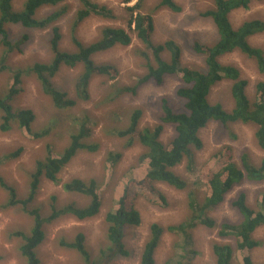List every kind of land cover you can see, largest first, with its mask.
Returning a JSON list of instances; mask_svg holds the SVG:
<instances>
[{"label": "trees", "instance_id": "obj_1", "mask_svg": "<svg viewBox=\"0 0 264 264\" xmlns=\"http://www.w3.org/2000/svg\"><path fill=\"white\" fill-rule=\"evenodd\" d=\"M63 0H25L20 11L12 8L13 0H0V40L5 48V59L12 51L8 41L5 27L19 25L24 29L51 28V37L48 42L51 58L46 63H36L26 72L16 71L13 74V84L4 98H0V131L8 132L13 124L26 133L31 134V125L35 120L34 113L29 109H12L9 104L12 97L19 92L20 78L33 77L39 83L40 90L52 103L53 109L58 113L73 109L79 102H88L89 85L94 77H104L106 81H115L118 78V70L114 66L96 65L92 56L108 51L116 46L126 47L130 45V31L143 46L140 52L146 61L147 72L140 76L132 86L123 87L119 93L136 95V92L146 84L153 82L161 84L165 77L179 75L181 85L174 91V95L182 102L183 112L175 113L167 100L161 99L157 124L152 127L140 128L142 111L139 108L131 110L127 114L125 127L113 129L108 134L125 142L123 151L131 149L135 145L142 148L139 154V162L147 166L144 176L138 180L128 181L116 202V208L105 215V237L108 246L101 251L99 264H110L116 257L127 256L124 247L126 228L138 227L141 223L140 213L136 209V201L143 200L148 205L166 209L169 203L161 193L158 184H164L178 191L187 190L188 216L185 221L176 226L163 228L157 223L149 226V234L142 246L139 264H156L155 253L160 246L161 239L166 232L181 235L182 240L190 243L189 231L195 227L204 226L208 229H216L217 242L211 246L215 264H234L237 251H251L259 245L254 239V232L264 226V214L254 212L246 202V195L240 192L231 207L238 214V223H222L216 225L207 216L224 201L225 195L233 187L244 182L259 183L264 181V162L255 165L247 154L239 157L236 163L232 157V148L222 145L218 150V159L214 167L204 163L197 165L196 155L203 148V143L198 136L201 129L208 124L215 123L219 126L218 136L231 135V127L234 125H251L254 128L256 146L264 151V80L257 81L254 86L253 97L246 94L247 81L240 77L239 71L232 66H224L219 58L233 52L252 59L256 71L264 76V56L259 49L252 47L249 38L264 32V23L260 20L243 22L236 29L232 27L229 16L238 9H247L250 4L263 0H210L211 5L197 16L210 22L215 29L217 41L212 45H204L194 42L191 50L196 55L203 57L204 69L194 70L185 68L181 63V48L173 41H165L155 44L152 40L154 33V14L141 13L143 0L131 7H125L128 15L127 30L116 27H101L98 38L88 44H82L75 36L77 28L89 17L97 16L102 19H113L110 10L90 0H78L79 8L72 19L71 42L75 48L73 53L59 50L62 39L60 28L55 23L65 14L67 6L58 8L55 13H50L43 18L35 19V14L41 8L56 7ZM133 0H122V4L129 5ZM167 9L173 13L181 11L174 0H158L155 11ZM74 69L81 67V73L76 77L73 85L76 98L73 99L64 91L57 90L53 84L54 79L61 68ZM4 69V68H3ZM231 82V110H225L219 103L210 104L208 96L212 87L223 82ZM105 103V100H102ZM110 118L115 112L109 111ZM84 117V116H82ZM81 117V118H82ZM70 129L69 143L54 156L50 146H46V156L35 162L34 172L29 175L28 192L24 198H19L16 190L7 185L0 176V187L6 191L8 198L6 207L14 209L21 207L22 212L32 218L33 225L26 236L22 233H14L13 236L22 240L18 247L20 254L26 259L27 264H39L34 250L43 243L45 235L43 225L59 220L63 216H71L77 221H86L96 217L101 208L100 195L94 180L83 181L71 179L62 185L63 191L68 194H76L87 198V204L83 207L68 205L57 208L56 198L51 197L50 215L41 216V208L35 207L36 197L42 181L56 183L61 171L70 164L79 152L94 153L98 145L87 144L85 139L89 137L90 126L94 121L81 120L73 115ZM58 118L54 120L56 123ZM165 126H171L173 136L163 143L161 136ZM47 130L32 133L35 139L43 137ZM234 139L233 137H230ZM22 153L21 149L5 156V160L16 159ZM121 151L111 152L107 156L109 165L115 166L122 158ZM182 166L187 177L183 179L174 169ZM84 235L78 233L72 242H62L61 245L76 250L88 264L90 256L84 247ZM106 241V245H107ZM239 264H253L250 256L242 257ZM264 264V263H262Z\"/></svg>", "mask_w": 264, "mask_h": 264}, {"label": "rangeland", "instance_id": "obj_2", "mask_svg": "<svg viewBox=\"0 0 264 264\" xmlns=\"http://www.w3.org/2000/svg\"><path fill=\"white\" fill-rule=\"evenodd\" d=\"M90 1L110 10L113 19H102L97 16L86 19L75 33L82 44L88 45L94 42L99 36L101 27L110 26L127 30L128 15L125 7L133 6L137 0H133L129 5L122 4V0ZM157 1L143 0L144 6L140 10L143 14L149 12L154 14L153 42L155 44L169 40L175 42L181 48L183 67L194 70L204 69L203 57L193 53L191 46L194 42L212 45L217 41L212 24L197 16L198 12L204 11L211 5L210 0H174L181 8V11L177 13L164 8L155 11ZM24 2L25 0H13V10L20 11ZM64 6H67V14L55 23L62 35L59 50L73 53L75 48L71 42L72 19L79 8L78 0H63L56 7L41 8L36 12L35 19L55 13L58 8ZM229 20L235 29L246 21L260 20L264 23V0L250 4L247 9L232 12ZM51 28L52 26L39 30L24 29L19 25L5 27L12 51L4 59L5 48L0 43V98H4L12 87V77L16 71L26 72L36 63L49 62L51 54L48 42L51 37ZM128 33L131 38L130 45L116 46L92 56L96 65L114 66L118 70V78L110 82L104 77H94L88 89L90 96L88 102H79L73 109L58 113L53 109L51 100L43 95L39 83L30 76L20 78L18 88L20 92L9 102L13 110L29 109L34 113L35 120L31 125V134L47 130V134L38 139L19 129L15 124L8 132L0 131V176L7 185L16 190L19 198L26 196L29 175L34 172L35 162L46 156V146H50L51 154L56 156L69 143V135L73 131V128L70 129V124L74 120L73 115L81 120L87 117L94 121L85 142L99 146L94 153L79 152L61 171L56 183L45 180L41 182L34 206L42 209L43 218L50 215L52 196L56 198L57 208L68 205L83 207L87 204V198L63 191L62 185L71 179L94 180L100 195L101 208L96 217L86 221H77L71 216H63L50 224L45 223L43 225L44 241L34 250L39 264H88L76 250L61 245L62 242H72L78 233L84 235V247L90 256L91 263L99 264L101 251L108 246L107 237H105L107 226L104 221L106 213L115 210L116 202L125 184L130 180L142 178L147 171V166L138 160L142 148L135 145L123 151L125 142L111 137L108 132L125 127L127 114L136 108L142 111L140 128L156 125L161 99L167 100L175 113L183 112L182 102L174 95V91L181 85L179 75L165 77L159 85L150 82L138 89L134 96L119 93L120 89L132 86L147 72L146 61L140 53L143 46L133 33L130 31ZM248 42L252 47L259 49L264 56V32L249 38ZM219 62L239 71L240 77L247 81L246 94L251 99L256 82L264 80V76L257 73L253 60L236 51L222 56ZM80 73L81 67L74 69L63 67L52 79V84L57 90L66 91L71 98L75 99L72 81ZM230 90L231 82L229 81L215 85L208 96L209 103H219L225 110L230 111L232 106ZM103 99L105 103L102 102ZM109 111L115 112V118L109 117ZM56 118L58 121L55 123ZM218 129L217 124L211 123L199 131L198 136L203 143V148L196 155L198 166L207 163L214 167L218 159L217 152L224 144L232 148V157L236 163L239 162L242 154H247L255 165L264 162V151L256 146L254 128L251 125H234L231 127L232 133L229 136L219 137ZM172 136L171 126H165L161 141L167 143ZM18 149L22 150L18 158L5 160V156ZM117 151H121L123 156L113 167L107 162V156ZM174 172L183 179L187 177L186 174L180 175L184 173L182 166L174 169ZM158 188L166 197L169 206L166 209H158L138 199L135 207L140 213L141 223L138 227L126 228L124 247L127 256L116 257L110 264H139L140 252L151 224L157 223L163 228H168L186 220L188 216L186 196L189 188L178 191L164 184H158ZM240 192L245 193L246 202L254 212L264 214V181H262L244 182L233 187L225 195L224 201L209 211L207 216L216 225L238 223L239 217L231 207V202ZM7 198L6 191L0 187V264H27L26 259L18 251V247L23 242L13 234L20 232L27 236L33 221L22 212L19 206L14 209H4ZM188 233L189 244L182 240L181 235L166 232L155 253L156 264H215L211 246L218 240L216 229L199 226ZM253 237L259 245L251 251H237L234 264H239L245 256H250L253 264L264 263V226L257 229Z\"/></svg>", "mask_w": 264, "mask_h": 264}]
</instances>
